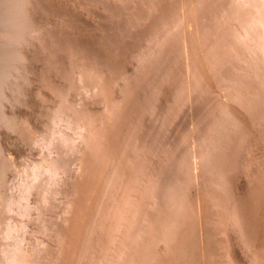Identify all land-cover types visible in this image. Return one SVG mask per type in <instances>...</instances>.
Masks as SVG:
<instances>
[{"label":"bare ground","instance_id":"1","mask_svg":"<svg viewBox=\"0 0 264 264\" xmlns=\"http://www.w3.org/2000/svg\"><path fill=\"white\" fill-rule=\"evenodd\" d=\"M133 1L128 27L107 31L93 49L107 70L102 65L96 80L77 86L93 91L99 106L82 97L73 104L68 92L78 79L66 69L72 83L52 84L45 66L38 77L57 95L52 116L45 114L50 134L8 122L24 141L43 147L44 160L28 162L0 136V264H101L100 256L105 264H208L230 246L231 222L264 264V0ZM29 2L10 0L0 18L28 15ZM9 30H0V96L15 69L26 76L16 63L28 56L21 46L30 30ZM126 61L132 66L117 68ZM87 66L78 69L85 74ZM2 109L0 119L8 113ZM59 118L66 129L74 119L78 129L90 120L89 134L77 132L81 148L73 132L57 128ZM174 131L179 135L171 142ZM56 139L59 158L49 160ZM259 148L260 156L253 152ZM66 173L71 191L60 181ZM56 195L68 199L59 210ZM218 257L240 263L226 251Z\"/></svg>","mask_w":264,"mask_h":264},{"label":"rangeland","instance_id":"2","mask_svg":"<svg viewBox=\"0 0 264 264\" xmlns=\"http://www.w3.org/2000/svg\"><path fill=\"white\" fill-rule=\"evenodd\" d=\"M43 1H45V4H42L41 0H33V3L29 2L28 6L23 4L27 8L29 7L31 9V12L28 14L29 16L24 14V11H22V13L19 14V16L18 15H11L12 19L10 18V21H9V19H7L8 20L7 21L5 19L2 20L0 18V20H1L0 21V30H3V32L5 31L4 34L2 33V35L10 34L9 29H11L14 32L17 31L19 34L22 32L23 29H24L23 32L26 29L30 30L29 33H25V36H24L25 41H24L23 45L21 46V48H23V50L26 52V54H28V56H27V58H21V60H18V62L16 63L18 65V67L20 66L19 68H23V66H24L25 69H23L21 72L23 73V75H26V76H24L26 78H24L22 76L17 77L18 74L17 73L14 74L17 70V69H15V71H13L14 75L10 74L9 76H7V79L5 80V85L3 87H1L3 92L4 93L6 92V93H5V95L0 96V108L2 109L4 106L2 111L6 110L8 112L6 115L10 119L7 116H3L0 119V136L2 137L3 142L5 143V147L8 149V151L14 152V154H17V153L27 154V156H28L27 161L28 162H32L33 160H36L39 163H41L44 160L42 158L43 157L42 153L43 152L46 153V151H43L44 150V149H42L43 147H40L39 145H33L29 141H27L26 139H25L26 141H24L23 138L18 135V131L21 128L27 127V124L30 123L31 125L32 124H35V126L37 125L35 128L36 129L38 128L37 130H42L43 133L49 132V134H50V132H51L48 128L51 121H50L48 115H45V114H49V116H52L49 108L54 107L53 102L55 101L54 99L57 98V95H55L54 93L52 94V92H51L52 88L49 89V86H46L47 82H44L43 78L41 80V77H38L40 74V69L42 67L46 68L45 66L50 68L49 77L52 78V81L54 80V83H52V84H62V83L67 84L68 82L72 83V81H68L70 79H67L64 76V74H62V73H65L64 71L66 69L71 71L70 74L72 76L74 74L73 78L75 77V79H78V80L75 82V84L72 85V86H75L76 88H73V90H70L68 92V98L70 99V101L73 104H75V103L77 104L79 102V98L82 97L83 100H86L89 102L88 104L91 108H93V109L97 108L99 106L98 97L95 96L94 92L93 91L85 92L83 89H81V87H77V86L82 85L83 79L86 80V78H89V77H91L92 80H96L97 78L95 79L96 76H94L93 73L97 69L102 68L104 66L102 69H104L105 71L107 70L106 66H107L108 62L105 63V60H103V59H102L103 61H101L100 60V54L99 53L93 54V49L95 46H98L100 39L102 37H104L105 34H107V31L112 30V29L119 27V26H121L123 30H124V26L128 27V25H129L128 19L131 18V14L134 13V11H135L134 8L136 6V5H134L133 0H43ZM126 2H127V4H126ZM128 2H131V3H128ZM54 3H57V4L54 5ZM23 5L19 6V8H20V10L18 11L19 13H20L21 7ZM0 6H1L0 12H2V14H4V15H7L6 8H11L10 0H5V1L0 0ZM115 6H116V8H115ZM17 10L18 9H16L15 11H17ZM23 14H24V18L22 16ZM16 17H18L19 20H21L23 18L22 20H24V23L21 24L20 22H17ZM29 18H31V19H29ZM104 23H105V25H104ZM110 26H111V28H110ZM99 29H101V30H99ZM31 31H33V32H31ZM60 31L64 32L65 34L62 32H61L62 33L61 34ZM127 31H128V29H127ZM32 34H34V35H32ZM121 35H122V33L119 32L116 36H118L120 38ZM41 37H44V38H41ZM73 38H74V40H73ZM82 38H84V39L82 40ZM110 38H113V37H110ZM1 39H3V37ZM38 39H40L41 41ZM125 39L126 38H124V40L120 39V41L121 42L126 41ZM59 41L62 42L63 44L65 42H67V44H68L67 47H70V48L63 47V48H60L59 50L57 48H54L56 45L59 44ZM72 44H74L75 47ZM69 45H72L73 48H71L72 46H69ZM131 45H133V44L131 43ZM60 47H62V46H60ZM0 48H1V45H0ZM83 56H84V58H83ZM95 57H97V61H96ZM137 61H138V59H137ZM132 62L136 63L135 60H132ZM81 65H86V66L88 65L87 67H89L91 69L88 70L87 72H85V74H84L81 69H78L79 66H81ZM127 66H132V64L130 62H127V61L122 62V64L118 65L117 68L121 69V68H124ZM28 68L29 69L35 68L36 70H34L35 72H31L30 70L28 72L27 71ZM62 70H64V71H62ZM47 74H46V76H47ZM106 74H108V72H106ZM40 75L43 76L44 73H41ZM139 75L140 74H135L133 77L130 78L129 81L134 80ZM63 76H64V78H63ZM80 77L82 78V81H81ZM6 82L9 84L7 85ZM99 82L101 83L102 80L101 81L99 80ZM87 90H89V89H87ZM117 93L120 94V91L117 90ZM91 95H92V97L90 98ZM60 98H61V96H60ZM19 100L21 102H19ZM103 107L104 106H101V108H103ZM14 112H17V113L14 114ZM20 115H23L22 117H27L28 122H26V123L22 122V119L19 117ZM15 120H17V122H18L19 130H17V128H15L14 126H13V128H8L9 127L8 122L9 121L14 122ZM179 120H181V119H179ZM74 121H75V119L73 120L72 124H70V127L73 126V128L71 129L69 127V128H67L68 130L66 129L67 123H66V121H63V119L59 118V122L56 125H57L58 129L61 128V129L67 130L68 132H70V134H72V132H73L72 135H73V138L75 140V143L80 145L82 140L80 138V135L77 132L86 134L85 132H87L88 122L90 120L86 119V120H83L81 122V127L84 125L82 127L83 129H78L76 124H73ZM6 123H7V125H6ZM78 124H80V123H78ZM169 127H171V126H169ZM170 129H172V127ZM42 131H40V132L42 133ZM8 132L10 134H8ZM87 134H89V133H87ZM178 135H179V133L177 134V132L174 131L172 137H169L168 140L173 142L175 139L178 138ZM54 142H55V146H58V147L54 148L55 147L54 146L53 147L54 149L51 148L52 149L51 153L48 152L47 158L49 160H54L56 158L57 159L59 158V155L56 154L55 151L59 150V147L60 146L62 147V144H60L61 142L58 139H56ZM80 148H81V145H80ZM79 150L77 148L75 150L73 149L72 152L73 153L75 152V154H71L70 159L73 160V158H74V160H75L76 156H79L78 155ZM248 150L250 151V147L248 148ZM41 151H42V153H41ZM257 151L259 153H257ZM261 151L262 150L259 148V149L254 150L253 152L257 153V155L260 156ZM138 153H140V152H138ZM40 154H41V156H40ZM144 156L149 157L150 154L147 153ZM80 157H81V155H80ZM140 158H141V156H140ZM74 160L72 162H70L71 164L69 165V168L71 169L70 174H72V176L76 175L77 170H78V169H76L77 165L74 164L75 163ZM255 163L257 164L258 162H255ZM7 171H8V175H10L9 176L10 180H13L14 179L13 173L16 171V169L13 168V169H9ZM62 176L63 175H61V178H62ZM242 178H243L242 181L245 182L246 177L243 176ZM60 181L63 185H65L68 188V191H71V189H73V186H71L72 185L71 184L72 178L69 177L67 173L63 176V179ZM246 181H247V179H246ZM238 182L241 183L240 181H238ZM238 182H236V184H238ZM48 186H50V184H48ZM41 189L43 191H47L45 183L41 186ZM71 193H73V192H71ZM31 199H32V202L36 201L34 197H32ZM31 199H30V203H32ZM67 200L68 199L66 198L65 195L64 196L63 195L62 196L56 195L55 201H56L57 210L60 209V204H62L63 201H67ZM230 226L235 227L234 222H231ZM230 226L227 230L229 233V237H230V239L227 241V244H230V246L227 245L226 246L227 248L223 247V248H225V250H223V252L226 251V252L230 253V255H233L234 258H236L238 261H240L239 264H241V263L242 264H253V263L257 264L258 259H260V258L263 259L262 257H260V258H257V260H256V258L254 256L255 251L253 250V248H250L251 244H248L240 236L239 232H237L238 231L237 229H234L233 227H230ZM115 233L117 234L116 231L114 232V234ZM39 236L43 237V236H45V234L40 233ZM220 236H223V234H221ZM158 244L160 247H163V242H159ZM246 247L249 249L246 250ZM232 250H234V251H232ZM248 250H250V251H248ZM222 253L219 252L218 254H216V256L214 258L217 257L219 259L216 258V261L208 262V264H231V262L228 260V258L218 257V255L222 254ZM102 259H103V257L100 256L99 262L101 264H105V262H106L105 259H103V261H102ZM108 264H110V263L108 262Z\"/></svg>","mask_w":264,"mask_h":264}]
</instances>
